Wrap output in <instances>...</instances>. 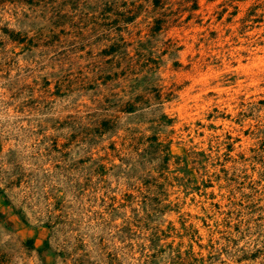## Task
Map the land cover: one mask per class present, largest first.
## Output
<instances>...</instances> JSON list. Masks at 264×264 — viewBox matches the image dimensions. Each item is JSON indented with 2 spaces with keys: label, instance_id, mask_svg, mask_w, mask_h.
Segmentation results:
<instances>
[{
  "label": "rangeland",
  "instance_id": "1",
  "mask_svg": "<svg viewBox=\"0 0 264 264\" xmlns=\"http://www.w3.org/2000/svg\"><path fill=\"white\" fill-rule=\"evenodd\" d=\"M0 264H264V0H0Z\"/></svg>",
  "mask_w": 264,
  "mask_h": 264
}]
</instances>
